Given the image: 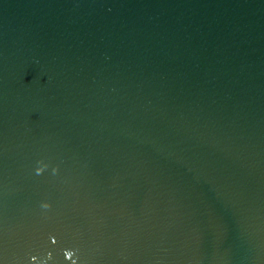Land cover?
I'll return each mask as SVG.
<instances>
[{
	"label": "water",
	"instance_id": "1",
	"mask_svg": "<svg viewBox=\"0 0 264 264\" xmlns=\"http://www.w3.org/2000/svg\"><path fill=\"white\" fill-rule=\"evenodd\" d=\"M0 264H264V0H0Z\"/></svg>",
	"mask_w": 264,
	"mask_h": 264
}]
</instances>
